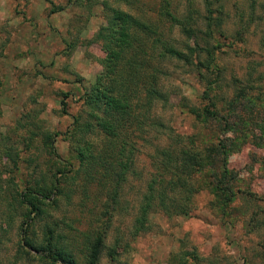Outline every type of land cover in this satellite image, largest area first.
<instances>
[{
	"label": "rangeland",
	"instance_id": "obj_1",
	"mask_svg": "<svg viewBox=\"0 0 264 264\" xmlns=\"http://www.w3.org/2000/svg\"><path fill=\"white\" fill-rule=\"evenodd\" d=\"M169 1L180 19L185 0ZM160 2L0 0V264H59L37 253L39 244L66 251L74 264H89L97 238L95 264H264V0H208L212 25L219 20L212 39L202 19L195 33L156 22ZM195 7L199 17L207 15L204 4ZM112 10L155 23L170 49L150 53L160 99L144 98L142 88L134 102L133 114L142 112L145 120L140 133L125 138L130 165L119 185L88 182L85 162L72 159L69 135L74 116L87 119L80 96L102 71L105 54L96 34ZM205 42L217 45L207 69L201 62ZM246 85L250 89L234 98ZM204 90L217 100L221 119L202 114ZM250 100L253 125L241 131L236 114L247 118ZM233 107L243 110L232 114ZM47 136L54 154L44 143ZM83 138L94 145L102 140L93 129ZM193 148L215 154L221 148L224 157L184 172L175 206L186 213L151 212L135 232L147 184L160 173L169 180L176 171L162 153L171 152L179 163L180 154ZM224 168L236 173L239 193L222 213L203 184ZM55 180L59 193L27 216L18 192ZM190 187L196 191L189 194Z\"/></svg>",
	"mask_w": 264,
	"mask_h": 264
},
{
	"label": "trees",
	"instance_id": "obj_2",
	"mask_svg": "<svg viewBox=\"0 0 264 264\" xmlns=\"http://www.w3.org/2000/svg\"><path fill=\"white\" fill-rule=\"evenodd\" d=\"M197 1L205 5L206 16L199 17L195 7ZM170 4L169 0H161L158 9L159 17L155 20L156 22L163 20L164 24L167 23L169 28L178 27L195 33L198 31L195 27L196 22L202 19L207 23V28L209 29L207 31L208 37L211 39L214 37L212 28L218 26L219 20L212 25L211 21L213 19H211L209 14L211 10L209 9L208 0H185V13L180 19L174 15L175 10L171 9ZM129 30L131 34H128ZM163 36L164 34L157 29L155 23H144L138 17L117 10H112L109 17L106 18V24L99 28L96 39L101 41L105 54L100 61L102 71L92 80L88 88L83 90L80 96L82 105L87 108V119L79 122L78 117L74 116L72 119L73 129L69 133L70 139H72V159L78 163L85 162L84 168L88 182H97L101 179H111L110 182H114L115 185H119L122 182L130 165L128 157L130 142L128 140L125 141V138L131 131L136 130L140 133L142 131L141 125L145 120L144 113L141 112L140 116L133 114L134 102L138 101L142 88L144 89V98L152 99L151 97L154 96L160 99V94L152 86L154 73L157 72V69L152 67L154 58L150 53L157 51L158 47L163 52L170 51L166 47L168 45L167 42L163 41ZM145 40H147L146 43H144ZM205 44L204 49L207 54L201 62L204 63L207 69L213 64L211 49H214V46L216 47L217 45L211 48L206 42ZM157 57H159L158 54ZM216 81L215 77L213 84ZM210 85L207 84L206 87L212 89ZM244 89L247 90L250 87L248 85L242 86L235 93L234 98L242 96ZM203 94L206 104L202 109V114L211 119H221L216 109L217 100L209 97L205 90ZM243 98H245V95L241 99ZM130 100H133V106ZM252 102L250 100V104L246 103L247 118L241 112L236 114L241 131H246L249 128L248 126L253 125L249 120L252 112ZM229 105L232 107L234 105L233 101ZM235 110L243 109L233 107L231 113L233 114ZM222 122L224 126L230 125L226 120H222ZM91 129L96 130L102 136V140L98 145H94L90 141L88 144L83 138V135L91 131ZM76 133L79 134L78 137L75 136ZM247 134L244 135L246 136ZM43 140L48 145L50 152L54 154L52 146L47 142L48 136L44 137ZM89 147L95 149V153L90 151ZM195 150L193 148L189 152H182L180 158H177L179 163L175 161V157L169 154L171 152L166 150L168 153L165 151L162 153L169 165H176V171L169 180H164L163 174L160 173L154 176L147 184L135 219V232L142 230L147 222V215L151 212L162 211L168 213V211H174L186 213L187 210L184 207L175 206V194L185 186L182 183L184 172L188 168L200 171L211 165V162H216L218 160L217 156L224 157V152L221 148L220 150L217 148L216 154L211 149ZM71 167L72 164L70 165ZM166 168V164L163 163V170ZM71 171L75 172L72 168ZM235 178L236 173L224 168L217 177L214 176L212 181L203 184L204 189L209 190L216 199V206L222 213L225 212L227 204L231 202L233 196L239 193V190L234 185ZM58 181L55 180L54 183L49 185L36 183L34 186L22 187L17 194V203L20 207H25L27 216L29 214H38L40 205L45 201H49L54 192L59 193ZM194 191L196 190L190 187L188 193L190 194ZM24 240L25 245L31 246V243L27 241V236L24 237ZM98 241L97 238L91 250L89 264H95ZM35 249L37 253H41L45 259L51 262L74 264L66 251L64 252L48 245L42 246L41 244Z\"/></svg>",
	"mask_w": 264,
	"mask_h": 264
}]
</instances>
